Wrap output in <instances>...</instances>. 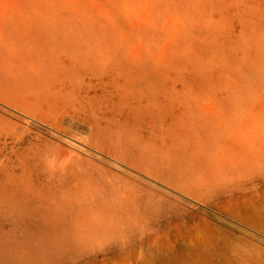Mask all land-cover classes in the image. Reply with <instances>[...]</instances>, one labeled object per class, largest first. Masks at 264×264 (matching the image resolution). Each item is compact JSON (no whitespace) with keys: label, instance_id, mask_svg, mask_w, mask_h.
<instances>
[{"label":"rangeland","instance_id":"374dc122","mask_svg":"<svg viewBox=\"0 0 264 264\" xmlns=\"http://www.w3.org/2000/svg\"><path fill=\"white\" fill-rule=\"evenodd\" d=\"M233 1L0 0V264H139L183 225L264 257L228 208L264 201V0Z\"/></svg>","mask_w":264,"mask_h":264},{"label":"bare ground","instance_id":"6f19581e","mask_svg":"<svg viewBox=\"0 0 264 264\" xmlns=\"http://www.w3.org/2000/svg\"><path fill=\"white\" fill-rule=\"evenodd\" d=\"M224 2L228 5L229 10L236 9L243 13L245 12L244 3H235L233 0H224ZM141 8L144 9V7ZM214 10L215 6H213V2L208 3L199 1L193 10V13L198 18H206V15H211ZM261 12H264V10L261 9ZM229 26V33L232 34L234 33V30H236L238 22L231 20ZM123 32H125V30ZM217 93L219 94L220 91L218 90ZM245 139L249 140L248 138ZM93 177L94 176H91L90 178L92 184H98L100 190H107V187L104 185L106 182L99 178L93 179ZM12 190H15V188H11V191ZM13 194L15 196L18 195L19 197L20 193L18 194V191H14L11 195ZM23 195L24 194H21L22 197H24ZM134 200H136V198H134ZM228 208L232 211L231 213L236 214V217H239L244 223L251 225V227H264V201L262 195L253 194L250 196H238L237 199L231 200ZM228 208L226 210H228ZM230 210L228 211L230 212ZM188 228L191 229L192 227H189V225H183L182 230L171 236L174 238L173 241L168 238L157 239L155 249L157 254L155 259L153 261L143 260L140 261L139 264H237L234 261L235 259H232V239L230 240L228 234H220L217 231L218 229L215 230L213 226H206L205 232H201L199 235H194L192 231L193 228L187 230ZM183 233L185 237L182 235ZM64 240L65 239L60 240L59 243H64ZM80 242L83 241L80 240ZM51 244H53V246L56 245L53 241L49 243V245ZM28 245L29 243H27V246ZM9 257L8 254L0 253V258L2 259H9ZM260 257L253 260H246L240 264H264V257Z\"/></svg>","mask_w":264,"mask_h":264}]
</instances>
